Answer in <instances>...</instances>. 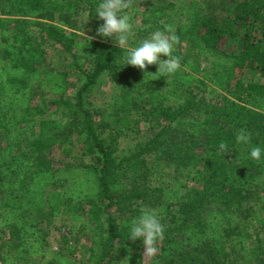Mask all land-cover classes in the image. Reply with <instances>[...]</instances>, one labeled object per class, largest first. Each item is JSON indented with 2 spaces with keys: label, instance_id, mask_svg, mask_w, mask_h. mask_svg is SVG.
Returning <instances> with one entry per match:
<instances>
[{
  "label": "trees",
  "instance_id": "trees-1",
  "mask_svg": "<svg viewBox=\"0 0 264 264\" xmlns=\"http://www.w3.org/2000/svg\"><path fill=\"white\" fill-rule=\"evenodd\" d=\"M100 2L0 0V264H141L142 240L127 238L141 207L164 226L159 264H264V0H133L128 47L165 25L180 38L167 77L96 35ZM244 68L259 81L242 82ZM101 74L111 92L93 107ZM55 220L67 236L51 249ZM74 235L87 242L80 258Z\"/></svg>",
  "mask_w": 264,
  "mask_h": 264
},
{
  "label": "clouds",
  "instance_id": "clouds-1",
  "mask_svg": "<svg viewBox=\"0 0 264 264\" xmlns=\"http://www.w3.org/2000/svg\"><path fill=\"white\" fill-rule=\"evenodd\" d=\"M133 7V0H101L96 8V16L103 21L96 30L97 36L115 38L118 48L126 49L124 61L126 65L145 70L147 66L158 65L153 77L169 76L175 74L181 68L179 57L173 56L174 46L180 44V38L175 34V29L171 25H165L164 30H156L151 35L142 40L138 46L128 47V41L133 33V24L127 10ZM88 40L94 37H87ZM167 57L161 60L160 57ZM147 74V73H146ZM251 141V133L241 129L236 135L238 144L248 145ZM219 151L228 153L227 144L223 141L219 143ZM262 150L259 146L250 149V158L259 161ZM128 237L133 242L138 239L143 241L144 252L141 264H148L154 258L159 248L157 242L163 239L164 226L158 218L155 209L141 207L140 215L131 221L128 226Z\"/></svg>",
  "mask_w": 264,
  "mask_h": 264
},
{
  "label": "rangeland",
  "instance_id": "rangeland-1",
  "mask_svg": "<svg viewBox=\"0 0 264 264\" xmlns=\"http://www.w3.org/2000/svg\"><path fill=\"white\" fill-rule=\"evenodd\" d=\"M127 12L131 17V23L133 24V30L137 29L139 27L138 17H139L140 10L139 9H133L130 11L127 10ZM112 40L115 41V38L112 37ZM225 48L228 50V52H231L232 49H235L232 41H228L227 43H225ZM236 72H237L236 75L238 76V78L242 82L259 81V78H258V76L254 70L244 68V69L237 70ZM76 78L77 77L73 76V74L68 75L67 79H68V82L70 83V85L75 83ZM72 92H73V89L69 88L67 93L70 96L72 94ZM110 92H111V84L108 82L106 74H101V76H99V78L96 80V86H95V89L93 90V92H91L90 94H88V96H86V101L89 102L88 104L90 106H93V107L97 106L99 103H101L102 101H105L108 98ZM219 94H220L219 91L213 90L210 87L209 88L206 87L204 90V96L207 99L217 98V96ZM33 103L35 105H40V102L37 100H34ZM53 110H54V108L52 106L44 108L45 114L49 118L54 117ZM148 135H149V132H148L147 125L146 124H140L139 125V134L137 136L138 140H143ZM125 142H126V140H121L120 145H124ZM54 156H55V158H58V156L56 154H54ZM188 185H189V187L201 188V182L200 181H192L191 179H189ZM257 205L258 206L259 205L264 206V193L260 195V200H259ZM47 230H48V232H47L46 241H47V243L51 249H55L57 244H58V241L60 239V235L67 236V223L62 225L59 222V220H55V222L52 224V226L48 227ZM74 241H76V243H75L76 244L75 256H76V258H80L82 256L84 249L87 246V242L85 239H83L82 237H79L77 235H74ZM140 250H141V257H143V252H144L143 241L141 242ZM31 264H40V262H38V261L32 262ZM148 264H159V263L157 262V259L154 257L150 261H148Z\"/></svg>",
  "mask_w": 264,
  "mask_h": 264
}]
</instances>
